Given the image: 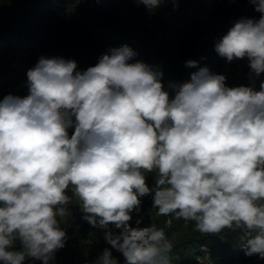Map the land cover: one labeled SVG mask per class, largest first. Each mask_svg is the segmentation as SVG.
Wrapping results in <instances>:
<instances>
[{"label": "clouds", "instance_id": "obj_1", "mask_svg": "<svg viewBox=\"0 0 264 264\" xmlns=\"http://www.w3.org/2000/svg\"><path fill=\"white\" fill-rule=\"evenodd\" d=\"M135 2L151 13L164 0ZM250 3L259 19L236 21L215 51L228 62L247 57L250 77H259L264 0ZM136 55L128 45L110 48L86 70L73 59L41 56L26 73L28 94L0 101L3 264L29 257L28 264H52L68 239L61 224L70 185L82 218L105 230L124 264H171L163 228L129 224L149 195L157 216L195 221L204 234L238 231L245 255L264 259V81L259 90L228 87L225 75L204 67L190 81L170 83V95L162 73L128 63ZM145 172H155L151 186ZM92 264L119 261L105 248Z\"/></svg>", "mask_w": 264, "mask_h": 264}, {"label": "trees", "instance_id": "obj_2", "mask_svg": "<svg viewBox=\"0 0 264 264\" xmlns=\"http://www.w3.org/2000/svg\"><path fill=\"white\" fill-rule=\"evenodd\" d=\"M15 3L0 0V17H12L9 24L0 28V60L8 58L11 62L17 51L28 43L29 62L19 70L9 62L0 65V80L3 79L0 101L9 94L22 97L28 94L26 73L41 56L75 60L79 48L90 67L98 62L101 54L123 45L137 53L128 63L143 62L162 73L160 81L172 95L170 83H180L181 74L197 69L209 53L216 52V43L236 21L250 18L249 0H175V3L164 0L155 10L159 31L155 36L150 19L152 12L135 0H17ZM171 9L173 14H164ZM209 14L213 17L211 20ZM30 26L32 30L28 29ZM188 60L197 61V66L186 67ZM248 65L247 58L245 71L250 70ZM255 78L264 81V73ZM66 194L70 196L69 189ZM165 218L171 223L157 227L163 228L166 234L179 229L172 242L171 264H185L184 255L198 254L204 258V251L212 258L211 264H250L256 257L245 255L243 240L237 231L225 229L217 235L204 234L194 231L195 221L181 226L183 219H176L175 214L161 216L162 220ZM150 224L147 220L143 225ZM109 228L114 234L121 231L111 224ZM77 230L85 236L93 233L94 227L83 219L78 220ZM93 246L102 247L97 242ZM13 247L19 250L20 245L15 241Z\"/></svg>", "mask_w": 264, "mask_h": 264}, {"label": "rangeland", "instance_id": "obj_3", "mask_svg": "<svg viewBox=\"0 0 264 264\" xmlns=\"http://www.w3.org/2000/svg\"><path fill=\"white\" fill-rule=\"evenodd\" d=\"M14 4L17 0H12ZM172 2V0H170ZM250 18L252 19H259L261 13L255 11L254 6L250 3L249 0V7H248ZM164 14H173V9H171L168 12H165ZM205 18V17H204ZM203 17L200 19H204ZM213 17L211 14L208 15V19H212ZM12 17L11 15L6 16L5 18L0 17V28L3 25H7L10 23ZM150 19L152 20V23L154 25V34L155 36L159 35V31L157 30L158 26V14L154 12L151 13ZM28 29L32 30L33 27L30 26ZM144 51L143 53H145ZM29 48L28 43L25 44L24 49H20L17 51L15 59L11 62L8 60V58L0 60V65H3L6 62H9L11 67L16 68L17 70L24 68L28 62H29ZM76 59L78 65V70H86L88 68V65L86 63V56L80 52L79 48L76 50ZM247 60L245 57L244 59H236L232 62H228L225 58L218 55L217 52H211L209 53L204 62L201 63L195 70H188L185 73L181 74L179 80L180 83L190 81L191 74L198 72L201 68L207 67L211 72L217 73V74H223L226 76V85L228 87H238V86H254L256 90H259L260 88V82L255 77H250V70L245 71L244 69V62ZM3 79L0 80V82ZM254 81V84H253ZM74 129L71 130L69 135L71 136ZM146 177V183L151 186L154 177L155 172L153 173H144ZM69 194L72 197V204L66 205V209L69 213L66 224H61V227L66 230L67 234V242L65 246L62 249H58L55 252V260L52 262V264H92L99 256L102 255L103 250L105 248H108L112 256L116 258L119 261V264H124L125 258L123 255L117 251L116 249L112 248L110 244H108L105 240V230L100 228H94L93 233H88L87 235L83 236L81 232H78L77 230V222L78 220H83V215H85L81 211V205L78 197H75L73 195L72 186H69ZM141 205H140V211L137 213L135 209L130 213L132 216V220L129 221V224L132 227H136V220L141 219L140 227H144L145 221H150V223H155L156 225H160L163 223V225H168V218H165L164 220L161 219V216L156 215V209H153V201L151 195L147 197H141ZM151 213V215H150ZM186 221H181V226H185ZM179 229H176L172 231V234H166L169 239L173 240L178 235ZM237 234L241 237V233L237 231ZM18 244L20 245L19 250L21 249V244L19 240H16ZM94 242H97L98 244H101V248H96L93 246ZM14 250H18L15 247H13ZM206 255L204 258L201 255H192L189 257V255H184L182 257L183 262L185 264H196V261L199 263L204 264H211L212 258L207 255V252L204 251ZM197 258V259H196ZM32 258H26L28 264V260ZM0 264H3V261H0ZM36 264H42L41 261H36ZM250 264H264V259H261L258 255H256L254 261Z\"/></svg>", "mask_w": 264, "mask_h": 264}]
</instances>
